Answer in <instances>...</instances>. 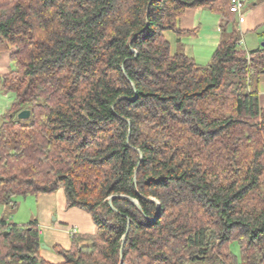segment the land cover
<instances>
[{"label":"trees","instance_id":"obj_1","mask_svg":"<svg viewBox=\"0 0 264 264\" xmlns=\"http://www.w3.org/2000/svg\"><path fill=\"white\" fill-rule=\"evenodd\" d=\"M232 1L0 0V204L62 188L96 227L52 263L35 219L4 216L0 264H264V45ZM196 8L226 33L207 65L166 36Z\"/></svg>","mask_w":264,"mask_h":264},{"label":"crops","instance_id":"obj_2","mask_svg":"<svg viewBox=\"0 0 264 264\" xmlns=\"http://www.w3.org/2000/svg\"><path fill=\"white\" fill-rule=\"evenodd\" d=\"M203 11V8L189 9L186 10L183 16L179 19L178 25L181 29H192L197 27V32L195 35H182L179 42H176L177 36L171 33L174 37V44L176 46L174 50L178 47L187 55L191 56L188 48L192 50L193 43L196 40L202 38L201 41L204 44L209 43L213 47H216L219 40L226 35L222 29L223 18L215 12L214 14L211 12L212 16H210L208 18L209 20L206 22L202 17L204 14ZM237 19L238 23L236 28L242 37L245 48L247 50L255 48L247 47L246 39L243 35L246 32L256 33L255 28L264 22V1L253 0L251 4H247L240 14L237 15ZM4 54L6 56L0 58V74L5 73L10 65L8 54ZM258 96L260 105L264 106V79L259 83ZM32 199L34 202L30 209V219L26 223L33 219L37 221L42 240L41 243L48 246V248L41 247L40 254L47 261L52 263L62 262V257L56 254L51 247L54 245H60L64 248H69L71 243V236L69 235L70 228L75 227L77 234L95 233L96 227L91 219V215L82 208L67 207L64 190L62 188H59L57 191L50 194H38L33 196ZM17 208L18 204L16 203L14 209H9V224H14L11 221V216L17 211ZM2 217L4 216H1L0 219Z\"/></svg>","mask_w":264,"mask_h":264},{"label":"rangeland","instance_id":"obj_3","mask_svg":"<svg viewBox=\"0 0 264 264\" xmlns=\"http://www.w3.org/2000/svg\"><path fill=\"white\" fill-rule=\"evenodd\" d=\"M252 1L253 0H245L243 9H244V7H246L247 4H251ZM203 12H204V14L202 16L203 20L205 19V21L207 22L209 20L208 18L210 16H212L211 15L212 11L204 9ZM212 13L214 14V12H212ZM236 21L238 23L237 16H236ZM166 36H167V39L169 40V42L171 44L172 51H174V49L176 47L174 44V37L171 35V32L167 33ZM243 37L246 39L247 47H258L263 42V38L258 36L257 33L246 32L243 35ZM201 39L196 40L193 43L192 50L190 48H188L189 49L188 51H190L191 56L194 58V60L198 64L207 65L211 60L213 51L215 50V47H213L209 43L204 44L201 41ZM244 47H245V44L243 45V48ZM5 56H6L5 54L0 55V58H4ZM10 104H11V97L9 95H5L0 90V114H4L8 110ZM32 198H33V196L32 197L27 196L25 198L24 197H16L15 198L16 203L18 204V208H17V211L14 214H12V216H11V221L13 223L22 224V223H26L30 219V209L32 208V205L34 202ZM9 209H10L9 206L0 204V217L7 215L8 219H9V217H10L9 212H8ZM230 248H231L234 255H236L237 257H240L239 247L237 244H235V243L231 244Z\"/></svg>","mask_w":264,"mask_h":264},{"label":"built area","instance_id":"obj_4","mask_svg":"<svg viewBox=\"0 0 264 264\" xmlns=\"http://www.w3.org/2000/svg\"><path fill=\"white\" fill-rule=\"evenodd\" d=\"M242 8V0H233L230 6V10L234 13H239ZM77 230L75 227L69 229V235L76 234Z\"/></svg>","mask_w":264,"mask_h":264},{"label":"water","instance_id":"obj_5","mask_svg":"<svg viewBox=\"0 0 264 264\" xmlns=\"http://www.w3.org/2000/svg\"><path fill=\"white\" fill-rule=\"evenodd\" d=\"M262 45H264V42H262ZM29 116H30V110H28V109L21 110L17 114V117L19 119H27ZM128 199L131 200L133 203H135L138 206L137 202L134 199H132V198H128ZM41 247L48 248V246L45 245L44 243H41Z\"/></svg>","mask_w":264,"mask_h":264}]
</instances>
